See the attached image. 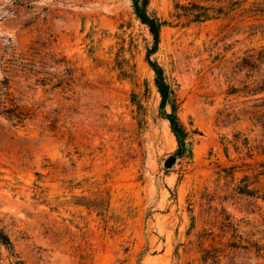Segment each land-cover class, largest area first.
I'll return each instance as SVG.
<instances>
[{
	"label": "rangeland",
	"instance_id": "374dc122",
	"mask_svg": "<svg viewBox=\"0 0 264 264\" xmlns=\"http://www.w3.org/2000/svg\"><path fill=\"white\" fill-rule=\"evenodd\" d=\"M147 11L154 52L131 0H0V227L23 264H264V0Z\"/></svg>",
	"mask_w": 264,
	"mask_h": 264
},
{
	"label": "trees",
	"instance_id": "16d2710c",
	"mask_svg": "<svg viewBox=\"0 0 264 264\" xmlns=\"http://www.w3.org/2000/svg\"><path fill=\"white\" fill-rule=\"evenodd\" d=\"M131 3L135 17L148 28V31L152 36L154 46L152 51L154 52L158 47L160 30L161 27L165 25V21H161L148 13L147 7L149 0H131ZM176 8L180 11L176 15L178 19L184 17L192 22H202L212 18L210 15V8L196 3H189L188 6H177ZM147 62L155 75V85L161 98L160 107L164 109L166 106H169L171 109L170 114L164 113V118L169 123L171 132L175 136L179 147V154L182 155L185 150V133L175 116L176 100L173 92L170 86L166 83L163 71L158 67V65L152 63L149 60V57H147ZM0 246L3 247L9 253V256L14 259L13 264H23L22 261L19 260L17 254H15L13 243L3 227H0Z\"/></svg>",
	"mask_w": 264,
	"mask_h": 264
},
{
	"label": "water",
	"instance_id": "95a60500",
	"mask_svg": "<svg viewBox=\"0 0 264 264\" xmlns=\"http://www.w3.org/2000/svg\"><path fill=\"white\" fill-rule=\"evenodd\" d=\"M175 160L176 159L174 157L169 158L165 163L166 167H170L175 162Z\"/></svg>",
	"mask_w": 264,
	"mask_h": 264
}]
</instances>
